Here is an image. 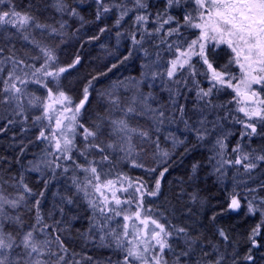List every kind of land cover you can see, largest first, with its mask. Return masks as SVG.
I'll list each match as a JSON object with an SVG mask.
<instances>
[{"label": "snow or ice", "instance_id": "obj_1", "mask_svg": "<svg viewBox=\"0 0 264 264\" xmlns=\"http://www.w3.org/2000/svg\"><path fill=\"white\" fill-rule=\"evenodd\" d=\"M92 2L95 19L85 21L87 0H0V264H264V0ZM48 9L59 19L42 18ZM65 17L101 25L84 43L113 30L130 42L78 101L61 81L82 56L62 64L49 42L65 35ZM137 53L140 77L97 93L103 111L86 121L94 82ZM200 147L223 185L215 204L200 193L199 161L171 196L164 191L174 157ZM54 182L64 191L45 210ZM236 218L255 220L242 253L222 224Z\"/></svg>", "mask_w": 264, "mask_h": 264}, {"label": "trees", "instance_id": "obj_2", "mask_svg": "<svg viewBox=\"0 0 264 264\" xmlns=\"http://www.w3.org/2000/svg\"><path fill=\"white\" fill-rule=\"evenodd\" d=\"M22 2L26 3L27 0H22ZM69 2L71 3L73 0H69ZM159 6L162 7L161 1ZM94 10L95 5L92 0H87V3L80 5L81 15L84 16L85 21H94ZM40 15L42 18L52 15L55 16L56 19H59V16L54 13L52 9L42 12ZM65 19H68V25L64 29L65 35L63 37L57 36L49 42L59 45V56L62 64L70 62L74 54L77 52H79L82 56L81 64L78 65L76 69L70 70V73H65L61 81L64 90L68 92V94L71 95L75 101H78L81 96V90L86 84L87 79L96 75L98 72L104 71L106 65L116 62L117 56L126 54L130 43L128 40L123 38H121L118 43L115 36V30L101 35L100 40L98 41L84 43L88 36L94 35L98 32V27L101 25L98 23H85L84 27L80 28V21L78 19L68 17H65ZM111 22L112 20L109 18L108 23L111 24ZM78 28H80L79 32H77ZM82 44L83 47H81ZM101 45H103V47H101ZM17 46L19 47V44ZM111 53H115V55H112ZM220 56H222V53H220L219 57ZM141 57V53H137L136 56L120 66L118 70H113V72L108 73L107 76L101 77L98 81L94 82L95 91H93L92 95L89 97V103L86 104L87 111L84 113V119L86 121L94 118L98 112L103 111V100L97 93L104 92L105 90H118L123 92V88L116 83L117 81H124L129 77H140V65L142 63ZM159 98L161 100H166L167 94L160 92ZM224 99L225 96H221V100ZM170 130L175 131L177 135H183V133H181V131L175 126H173ZM161 146H167L164 142L163 134H161ZM6 147L7 144L5 140L0 138V151H3ZM33 151H35V149H33ZM4 154L10 156L11 151L4 152ZM208 156V148L200 147L194 149L189 155L184 156L182 159L174 157L176 162L170 168V172L165 178V194L171 196L172 190L175 189V182L181 177L186 179L190 172L191 164L199 161L203 165L200 171L201 179L197 181L201 195L208 197L213 204H215L217 200L222 199L225 194L223 185L217 182L215 176L210 175L211 167L207 163ZM27 158L31 159V156L29 155ZM124 170L128 172L129 175L135 176L140 174L139 170L136 169L125 168ZM31 183L32 186L36 188L41 186L36 183V174H32ZM58 189L61 192L64 191L63 182H60L59 184L54 182L50 186V189L46 194L47 199L44 205L45 210L52 206L54 200L58 199V197L52 196V193ZM73 211L81 217L80 220L73 222L74 226L72 229V236L74 240H76L73 246L76 251H80V242L76 238V229L83 230L87 227V212L84 206H81L79 209H74ZM254 223L255 220L252 218L247 219V221L239 218L222 221L223 226L233 229V234L240 241L241 253L245 249V244L243 242L244 236ZM86 251H89V253L92 254L91 249H86ZM101 252L104 255L108 254L107 250H101ZM101 252H97L96 254H101Z\"/></svg>", "mask_w": 264, "mask_h": 264}, {"label": "rangeland", "instance_id": "obj_3", "mask_svg": "<svg viewBox=\"0 0 264 264\" xmlns=\"http://www.w3.org/2000/svg\"><path fill=\"white\" fill-rule=\"evenodd\" d=\"M161 2H162V0H160ZM177 14H180L179 12H177ZM130 43V42H129ZM222 53V56H220L219 58H218V60H219V62L220 63H224L225 61H226V59H227V56H226V54L225 53H223V52H221ZM141 55H142V53H141ZM205 86H207L206 84H205ZM225 99H227V97L225 96ZM182 133V132H181ZM233 143H235V138H233ZM230 147H231V145H230ZM125 171V170H124ZM134 176V175H133Z\"/></svg>", "mask_w": 264, "mask_h": 264}]
</instances>
